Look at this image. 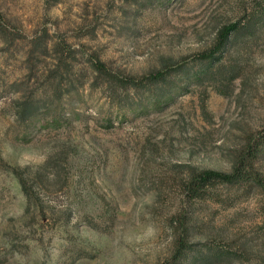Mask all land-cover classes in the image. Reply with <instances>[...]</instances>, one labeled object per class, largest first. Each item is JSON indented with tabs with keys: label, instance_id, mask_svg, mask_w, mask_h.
<instances>
[{
	"label": "rangeland",
	"instance_id": "obj_1",
	"mask_svg": "<svg viewBox=\"0 0 264 264\" xmlns=\"http://www.w3.org/2000/svg\"><path fill=\"white\" fill-rule=\"evenodd\" d=\"M259 1L0 0V264H173L185 229L191 247L174 264H207L194 257L209 247L236 254L208 264H264V188L190 197L185 185L230 174L264 129V20H249ZM57 43L76 50L64 79L83 75V100L64 94L21 118L30 96L53 99ZM93 58L137 81L166 73L168 95L131 90L141 105L118 110L90 88ZM257 167L264 176V154ZM15 170L46 186L44 214L27 210Z\"/></svg>",
	"mask_w": 264,
	"mask_h": 264
},
{
	"label": "trees",
	"instance_id": "obj_2",
	"mask_svg": "<svg viewBox=\"0 0 264 264\" xmlns=\"http://www.w3.org/2000/svg\"><path fill=\"white\" fill-rule=\"evenodd\" d=\"M258 17L263 18L264 20V1L256 3L254 11L250 13L249 20L251 22ZM239 27L238 24H235L230 29H222L220 31V36H223V41L218 52L224 49L231 40L239 35L242 30L239 29ZM54 47L60 51V53H58L60 55L58 56L55 68L52 71V76L53 74L57 75L61 70L63 71L60 79H55L50 83V87L53 90V99H51V102L40 104L39 101L32 99V96H30L28 99L20 102L17 106V114L21 118H28L34 114H40L43 111L49 112L54 110V98L59 99L64 94L73 96L74 93V96H77V102L83 100V93H81L80 90L84 88L86 82L79 79L83 75L78 74L75 81H72L69 78L64 79V76H67L70 69L74 66L73 61L76 58V50L72 49L69 45L66 46L65 43H57ZM45 49L47 50V47ZM218 52L213 53L210 57L208 56L206 58L210 61L205 74H213L215 72L213 62L216 60V54ZM90 66L94 74L90 83V88L95 89L100 86L104 92L106 90L108 100L111 105L118 110L126 108L129 112H132L141 105L137 101V96L136 98L131 97V90L136 92V95L140 92H149V94H152L154 97L160 96L162 98L168 95V93H164L158 88L159 81H164L166 79V73L162 74L160 77L154 78L150 76L137 81L135 78L123 77L119 73L112 71L98 58L90 59ZM48 77L51 76L49 75ZM263 154L264 129L258 135H252L249 137L248 143L234 157L232 161V172L230 174L209 170L192 173L188 181L185 183V185H187V195L190 197H201L208 192L209 187L217 184L257 185L264 188V176L257 167V163ZM14 173L18 177L22 191L27 198V210L30 211L31 207L35 209L41 207V212L44 214L40 193L46 186L29 185L22 172L15 170ZM185 233L187 234L186 229ZM260 233L264 236V225L260 228ZM185 235L178 243L177 250L173 257V264L183 260L187 250L191 247V245L187 243ZM198 254L199 255H196L194 258L199 257L202 259V262H207L208 264L222 259H227L231 262L236 253L230 250L223 251L209 247L207 248V252L199 251Z\"/></svg>",
	"mask_w": 264,
	"mask_h": 264
}]
</instances>
